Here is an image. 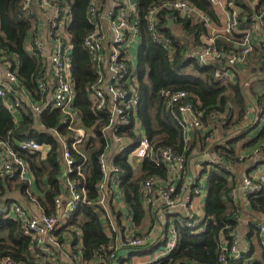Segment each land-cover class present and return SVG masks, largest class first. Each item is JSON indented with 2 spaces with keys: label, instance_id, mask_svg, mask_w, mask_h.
Returning a JSON list of instances; mask_svg holds the SVG:
<instances>
[{
  "label": "built area",
  "instance_id": "built-area-1",
  "mask_svg": "<svg viewBox=\"0 0 264 264\" xmlns=\"http://www.w3.org/2000/svg\"><path fill=\"white\" fill-rule=\"evenodd\" d=\"M207 1L213 10L211 16L185 0H160L147 9L143 20L151 39L167 46L171 40L159 33L161 20L164 23L167 21L166 26L172 29L179 27L180 20L202 25L204 32L199 36V44L186 52L185 57L194 60L200 67H211L217 80L232 82L235 78L233 70L246 69L248 57L255 47L264 44V0H243L241 3L251 9L249 13L237 0ZM22 9L26 16L35 21L31 38L24 49L28 55L41 59L44 65V71L37 78L39 99L32 101L30 94L21 88L5 57L0 60L3 69L0 98L15 122L18 121L17 112L24 107L30 108L35 115L59 111L62 115L60 124L70 132V136L63 137L55 129L51 130L62 147L63 167L60 179L62 192L53 200L52 213L47 214L30 197L35 214L15 203L2 210L3 218L18 222L23 236L51 263L56 264V255L63 253L70 264H83L86 261L80 248L81 240L78 238L74 248L72 242H62L60 238L61 230L67 228L78 210L90 203L105 211L109 220L106 232L114 239L106 251L95 255L94 260L98 264H113L118 250L126 251L123 257L126 259L132 255L138 256L133 252L145 248H149L150 252L143 264H160L178 245L175 221L180 217H187L185 225L191 229V234L204 231V215L200 213V206L204 208L207 181L210 172L218 171L214 167L218 161L209 148L197 153L196 158L194 154L187 158L184 153L179 155L170 150L157 149L142 129L137 117L140 98L135 74L141 45L138 0H89L87 8V21L91 28L83 40V47L94 72V80L87 87V97L92 115L105 114L108 118L107 125L102 129V134L107 137L105 148L98 156L102 177L95 184L97 195L94 202L88 200L85 185L83 170L86 158L75 163L70 154V150L82 146L90 135L78 126L73 109L75 84L71 62L73 44L69 32L71 11L57 0H23ZM219 41L227 45V51L218 47ZM161 94L169 112L177 109L180 116L171 115L178 118L186 141L190 140L193 130L204 137L208 134V129L193 111L191 94L183 91H162ZM247 114L254 115L250 121L257 124V130L264 127V112L259 107H249ZM128 131L140 136V139L127 137L124 133ZM212 134L206 137L207 142H211ZM17 146L25 152L46 154L48 150L47 145L34 140L20 142ZM259 152L255 150L250 158L254 169L243 173L241 178L245 197L258 192L260 184L264 182V165L257 164L261 155ZM117 157H125L135 170L147 161L163 171V175L147 174L140 183L141 206L146 219L151 221L144 226L148 229L142 235L132 232L135 226L133 214L124 203L120 189L125 171L114 163ZM13 166L18 170L20 179L33 184L27 163L9 150L7 142L0 141V170L10 171ZM227 179L231 177L227 176ZM118 223L125 227L124 232L128 229L121 238L114 236ZM153 229L156 237L151 234ZM220 250L222 262L224 253H230L236 262L241 260L244 253L235 238L230 247L226 239L221 238ZM0 264L14 263L3 259Z\"/></svg>",
  "mask_w": 264,
  "mask_h": 264
},
{
  "label": "trees",
  "instance_id": "trees-1",
  "mask_svg": "<svg viewBox=\"0 0 264 264\" xmlns=\"http://www.w3.org/2000/svg\"><path fill=\"white\" fill-rule=\"evenodd\" d=\"M57 1L61 5H67L72 14L69 32L73 44L71 55L75 84L73 109L79 121L78 126L90 133L83 145L70 150V154L75 163L86 158L83 174L86 178L88 200L94 202L97 195L95 184L102 177L98 156L105 148L107 137L102 134V129L107 125L108 118L105 114L93 116L87 97V87L94 80L92 64L83 47V40L91 28L87 21L89 0ZM158 1L160 0H138L141 45L135 67L140 98L137 117L142 123L146 137L157 149L170 150L179 155L184 153L190 158L194 153L209 148L218 161L214 166L218 171L210 172L207 181L204 231L191 234V229L185 225L187 217H180L175 221L178 245L160 264H263L261 261L251 259L252 249L244 251L238 262L232 259L230 253H224L222 262L220 247L221 238H225L228 246H231L234 238L232 232L238 225L237 221L242 218L238 201L233 197L236 191L234 167L249 163L255 150L264 154V127L257 130V124L245 118L247 100L252 101L251 107H259V110L264 112L262 107L264 44L259 45L260 67L252 68L253 73L249 77L251 82L261 83L258 92H254L253 88L245 91L242 82L236 76L232 82L222 83L224 81L215 78L211 67H200L194 60L185 57L186 52L199 44V36L204 32L202 25L180 20L178 25L182 33L193 37L192 41H184L171 27L166 26L167 21L164 23L161 20L158 25L159 33L170 39L171 44L167 46L151 39L143 16L153 2ZM185 1L210 16L213 14L207 0ZM22 2L23 0H0V60L6 58L21 88L30 94L32 101H37L39 99L37 78L44 71V65L41 59L28 55L24 49L25 43L31 38L35 21L32 17L26 16ZM237 2L245 12L251 11L241 3L243 0ZM218 47H223L227 51V45L222 41L218 42ZM248 68L249 66L244 71ZM233 72L237 75V70L234 69ZM162 91L169 93L183 91L191 94L193 111L200 117L201 124L208 129V134L204 137L200 132L193 130L190 140L186 141L178 118L171 115V113L179 115L177 109L169 112L165 108ZM61 117L59 111L35 115L30 108L24 107L17 112L18 121L15 122L0 98V141L7 142L9 150L27 163L30 177L33 178V184L30 185L28 181L19 178L15 166L10 171L0 170V261L9 259L14 264H38V261L44 258L23 236L18 222L3 218L2 210L15 203L21 204V199L30 202L32 197L47 214L52 213L53 200L62 192L60 179L63 167L62 147L51 130L55 129L63 137L70 136V132L60 124ZM210 133H213V141L207 142L205 139ZM124 134L132 140L140 139V136L129 131ZM246 136L249 138L245 140ZM242 139L244 140L241 142ZM28 140L47 145V153L25 152L18 148V143ZM114 163L125 171L120 189L124 203L133 214L134 224L139 227L145 218L140 202V183L147 174L163 175V171L154 164L144 161L136 169L140 174L137 176V171L131 168L125 157L115 158ZM220 165L223 167H219ZM227 176L231 179L228 180ZM246 199L249 212L253 216L264 217V182L260 184L258 192L248 194ZM108 223L105 211L89 203L78 210L67 228L61 230L60 239L62 242H72V247L75 248L79 238L84 260H94L95 255L103 253L114 243L113 238L106 232ZM256 227L255 224H250L251 231H256ZM138 232L140 230L136 233ZM149 252L150 249L145 248L138 249L133 254L147 255Z\"/></svg>",
  "mask_w": 264,
  "mask_h": 264
},
{
  "label": "crops",
  "instance_id": "crops-1",
  "mask_svg": "<svg viewBox=\"0 0 264 264\" xmlns=\"http://www.w3.org/2000/svg\"><path fill=\"white\" fill-rule=\"evenodd\" d=\"M259 40V39H258ZM3 69L0 67V75L2 74ZM252 101L247 100L248 108L252 106ZM255 103V102H254ZM253 114H247L245 117L247 120L250 121L251 118L253 117ZM252 120V119H251ZM197 153H194L193 156H195ZM198 155L195 156V158ZM257 164L262 166L264 165V154H261L258 156ZM255 166H251L250 162L246 164H238L237 166L234 167V176L236 177V191L233 193L234 198L237 199L238 204H239V209L241 212V221H237L238 225L236 226V229L234 232H232V235L234 236L235 240L238 242V246L240 250H243L245 252L249 251L252 249V260L255 261H261L264 264V217H256L253 216L248 208H247V199L244 195L243 189L241 187V178L243 173L248 172L252 169H254ZM21 204H23L25 207L29 208V211L33 214H35V209L33 206L30 204V202H27L23 199L20 200ZM114 213L116 216L118 215L116 211L114 210ZM253 223L255 224L256 231H251L250 230V224ZM124 226L120 223H118L116 232L114 233V236L116 238H121L123 234L128 230L124 232ZM134 228V230H133ZM132 228V232L136 233L137 231L140 230V232L136 234L142 235L143 232H146L148 228H142V225L139 227L134 226ZM151 234L153 237L155 236V231L154 229L151 231ZM114 242V239H113ZM158 247L154 251L157 250ZM126 255V251L124 250H118L116 252V259L113 262V264H143L146 260L144 261H139L136 259H132L131 257H128L124 259L123 257ZM38 257H36L37 259ZM38 264H53L50 262V260L46 257H44L42 260L38 261ZM56 264H70L66 258V256L63 253H59L56 255ZM83 264H98L96 260H89L86 261V263Z\"/></svg>",
  "mask_w": 264,
  "mask_h": 264
},
{
  "label": "rangeland",
  "instance_id": "rangeland-1",
  "mask_svg": "<svg viewBox=\"0 0 264 264\" xmlns=\"http://www.w3.org/2000/svg\"><path fill=\"white\" fill-rule=\"evenodd\" d=\"M173 32L176 33V35L180 36V39L183 38L184 41H186V40H191L192 41L193 40V37L192 36H188L186 34H183L182 31H181V29L178 26L173 28ZM182 43H184V42H182ZM252 53L248 57V61H247L248 66H249L248 70L247 71H244L247 68L244 69V70H238V69H236L237 70V75H235V76H236V78L238 77V79L242 82L241 84L244 87L245 91H249L251 88H253L254 89V92H258V89H260L261 86H262V85L260 86L261 83L260 82H257V81L251 82L249 80L250 79L249 77L253 73V72H251L252 68L256 67V69H258L260 67V66H258L259 65L258 55L261 54V52L259 51V44L255 47V49L253 50ZM227 82H229V81L227 80V81H224L222 83H227ZM248 138H249V136H246L244 139L246 140ZM244 139H242L241 142ZM211 141H213V140H211ZM136 175L137 176H140L138 172H136ZM200 213L202 215H204V208H203V206H200ZM150 223H151V221H149L145 217L144 220H143V222H142V227L144 228L145 225H149ZM131 258L132 259L139 260V261H144V260H147L149 258V256L148 255H138V256L132 255Z\"/></svg>",
  "mask_w": 264,
  "mask_h": 264
}]
</instances>
